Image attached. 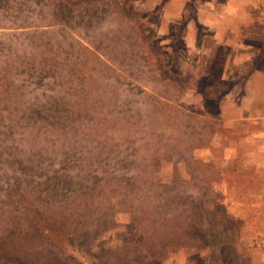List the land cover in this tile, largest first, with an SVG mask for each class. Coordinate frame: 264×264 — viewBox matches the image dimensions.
I'll list each match as a JSON object with an SVG mask.
<instances>
[{"label": "rangeland", "instance_id": "374dc122", "mask_svg": "<svg viewBox=\"0 0 264 264\" xmlns=\"http://www.w3.org/2000/svg\"><path fill=\"white\" fill-rule=\"evenodd\" d=\"M0 264H264V0H0Z\"/></svg>", "mask_w": 264, "mask_h": 264}]
</instances>
